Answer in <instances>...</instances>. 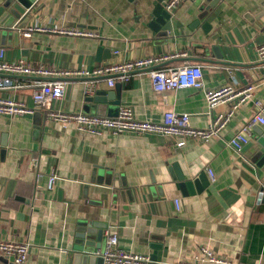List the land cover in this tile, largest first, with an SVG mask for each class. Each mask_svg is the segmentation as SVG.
<instances>
[{
    "label": "crops",
    "instance_id": "1",
    "mask_svg": "<svg viewBox=\"0 0 264 264\" xmlns=\"http://www.w3.org/2000/svg\"><path fill=\"white\" fill-rule=\"evenodd\" d=\"M151 1L34 0L14 31L17 39L0 29L4 60L91 71L167 56L155 69L197 65L206 88L253 85V97L235 111L219 137L187 140L182 149L158 135L80 134L72 125L64 128L45 120L38 110L31 116H0V135L6 141L0 155V241L28 243L26 264H72L81 232L90 234V251L96 255L112 234L119 250L150 255L157 264L191 262L201 247L232 264H264V162L259 163L264 151H256L264 128L252 126L239 152L226 145L250 122L255 103L264 107V63L256 52L264 44V0H223L200 19L194 1L183 0L170 12L169 31L150 26ZM30 26L86 29L98 37L32 32L25 38ZM35 81L14 78L24 87L2 91L0 98L33 108ZM65 82L62 99L52 103L55 111L98 115L97 105L88 99L114 92L119 104L101 107L99 116L113 118L128 108L137 121L159 123L165 113L175 112L190 115L196 129L209 123L201 91L155 93L146 75L115 82L112 88L105 77ZM85 82L96 85L92 95L85 94ZM227 110L219 106L214 112ZM37 127L40 136L35 139ZM206 169L213 171V183ZM50 174L57 176L52 191L46 187ZM178 175L190 182L192 194L181 189ZM0 264L13 263L0 255Z\"/></svg>",
    "mask_w": 264,
    "mask_h": 264
},
{
    "label": "built area",
    "instance_id": "2",
    "mask_svg": "<svg viewBox=\"0 0 264 264\" xmlns=\"http://www.w3.org/2000/svg\"><path fill=\"white\" fill-rule=\"evenodd\" d=\"M183 0H167L164 9L172 12ZM32 32H53L60 35L82 38L98 37L97 34L86 29H47L43 26L27 27L23 33L29 38ZM259 61L264 63V44L256 50ZM169 57H146L118 64L104 65L91 71H67L47 68L45 66H31L24 61L9 63L4 60V49L0 48V92L20 90L24 86L13 82L14 78L33 77L38 81L32 84L31 99L34 107L30 108L23 103L11 99L0 98V116L24 117L31 116L35 111H40L45 120L59 124L61 127L74 126L80 134L99 136L104 132L113 135L122 133H134L137 135H158L170 138L177 149H182L187 140L206 142L211 138L219 137L227 126L235 111L253 97L254 86L248 85L242 89H235L225 84L215 89L204 86L200 66L183 65L173 69H155L157 65L166 61ZM134 75H146L155 93H165L180 89H193L201 91L204 95L206 108L209 113V123L204 129L192 127L190 115L175 112H167L159 123L137 121L128 108H121L116 117H102L99 115L68 113L55 111L52 103L62 99L66 80L72 77L82 78H107V85L112 88L115 82L127 83ZM85 94L92 95L96 85L85 82ZM256 113L247 125L242 126L233 135L226 145L239 152L248 143L251 127L259 125L264 128V107L255 103ZM219 106H227L225 113L214 112ZM210 183L215 181V175L211 169H206ZM57 176L50 174L47 177V190L55 187ZM261 193L264 195V187ZM178 211V201H174ZM118 239L115 235L107 234L105 248L97 256L102 258L104 264H157L150 255L132 254L117 248ZM28 243L0 241V255L11 259L13 264H26L28 260ZM175 264H232L229 260L216 256L208 247H201L193 261Z\"/></svg>",
    "mask_w": 264,
    "mask_h": 264
},
{
    "label": "water",
    "instance_id": "3",
    "mask_svg": "<svg viewBox=\"0 0 264 264\" xmlns=\"http://www.w3.org/2000/svg\"><path fill=\"white\" fill-rule=\"evenodd\" d=\"M133 1V0H129ZM143 2H148L149 0H142ZM194 6L198 9L200 18H205L209 10L214 8L217 3L223 0H193ZM163 0H152L151 1V27L154 30H159L162 28L163 30L170 29L169 20L171 18L170 12H167L163 6ZM34 0H1L0 1V29L5 32H11L14 37L17 39V27L22 22V19L28 14V12L33 8ZM15 31V32H14ZM16 35V36H15ZM89 102H92L97 105V114L101 107L106 105L115 106L119 104L115 99V93H103L98 92L94 97L88 99ZM40 115V113H36L35 115ZM39 126V124H37ZM40 136V129L34 128L33 137L36 139ZM6 147L5 135H0V155L4 154V148ZM257 152L264 151V135L260 137L257 141ZM264 162V155L259 160V163ZM179 179L182 181L181 189H185L187 194H192V188L190 182H185L182 180L181 176ZM197 185V191L200 192L201 188ZM123 197V196H122ZM89 233L81 232L76 237V243L72 248V264H103L102 258L98 257L96 254H93L90 251L92 248V243L89 241ZM154 248H157L154 246ZM151 259L155 262V257H151Z\"/></svg>",
    "mask_w": 264,
    "mask_h": 264
}]
</instances>
